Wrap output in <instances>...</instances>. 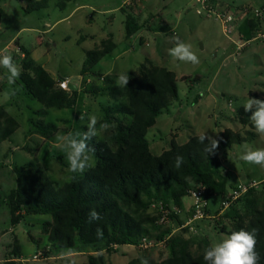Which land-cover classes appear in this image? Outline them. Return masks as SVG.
<instances>
[{
    "label": "rangeland",
    "instance_id": "obj_1",
    "mask_svg": "<svg viewBox=\"0 0 264 264\" xmlns=\"http://www.w3.org/2000/svg\"><path fill=\"white\" fill-rule=\"evenodd\" d=\"M58 1L48 0L46 8L27 13L28 0H0L3 10L0 50L7 49L21 73L22 52L14 44L19 42L51 77L69 80L70 94L78 92L74 108L49 109L48 115L41 118L38 112L44 110L43 105L28 95L20 77L10 83L7 69L0 66V106H4L19 123L15 134L0 144V195L3 198L16 186L15 167L32 162L35 156L57 186L70 181L74 173H84L87 168L82 173L69 170L66 152L58 145L57 135L72 133L79 137L82 128L87 127L90 115L97 117V123L102 120L103 108L110 104V99L100 93L95 95L93 90L104 87L103 78L112 77L116 82L122 72L128 75L137 73L147 59L155 66L174 72L179 91V100L164 111L148 131L147 138L154 155L170 149L173 140L182 145L191 136L201 133L216 138L225 129L240 131L243 135L252 130L239 123L237 111L244 108L252 95L264 98V38L254 40L258 34L264 35V22L259 31L253 32L248 18L242 17L235 32L228 37L219 20L197 14L193 0H149L159 10L152 8L142 12L137 8L139 15L132 8L123 7L125 0H74L65 9L57 6ZM139 1L141 6L144 0ZM217 1L233 11L243 7L259 8L264 4V0ZM134 7L136 9L137 4ZM123 10L137 15L144 28L131 41L125 39L126 13ZM160 26L168 29L161 31ZM110 35L117 44L116 50L83 76L81 71L86 52L97 48ZM174 36L191 45V50L199 58L198 64L174 60L168 55ZM241 38L246 48L238 53L235 42ZM184 77L187 79L183 81ZM198 77L200 79L196 81ZM81 115L84 120L80 119ZM42 120L58 127L50 140L32 133L34 123ZM96 130L97 135L102 136V131ZM173 134L178 136L175 138ZM244 144L264 148V137L257 134L253 141L223 149L221 168L229 177V186L261 181L256 188L261 192L264 189V167L239 158ZM89 157L90 166H93L96 161ZM230 192L229 187L228 194ZM222 200L220 195L208 199L211 215L222 210ZM185 203H191V199L185 198ZM47 220H51L50 215H30L12 228L8 206L0 205V264L9 257L15 243L21 250L22 264H34L32 259L38 252H43L47 260L35 264L86 263L88 256L94 254L90 250L72 257L68 255L82 249L63 252L53 249L42 233ZM193 226L195 231H187V236L200 234L207 237L211 245L227 236L220 232L222 227L231 230V222L219 216L215 220L196 222ZM167 256V249L141 252L135 246H124L118 253H106V260L109 264H130L132 261L143 264Z\"/></svg>",
    "mask_w": 264,
    "mask_h": 264
},
{
    "label": "trees",
    "instance_id": "obj_2",
    "mask_svg": "<svg viewBox=\"0 0 264 264\" xmlns=\"http://www.w3.org/2000/svg\"><path fill=\"white\" fill-rule=\"evenodd\" d=\"M71 1L74 0H59L57 6L65 9ZM47 4L48 0H28L25 11L44 9ZM2 16L0 8V23ZM124 25L127 41L134 40L144 29L138 18L129 12ZM248 25L256 32L261 22L250 19ZM167 29L160 26L161 31ZM14 44L24 55L20 61V80L28 95L43 105L44 110L38 112L41 118L48 115L49 109L74 108L78 92L70 94L60 89V79L51 77L19 42ZM116 48L110 35L97 48L87 51L81 74L89 73ZM129 77L128 86L119 87L114 78L106 77L104 87L93 90L95 95L100 93L110 99V104L103 108V119L96 124L102 136L96 135L88 141L89 147L94 149L88 153L96 161L93 166L82 174L74 173L70 181L57 186L35 156L32 162L15 167L16 186L6 197L0 195V205L8 206L12 228L27 216L50 215L51 220L43 224L42 230L50 245L58 252L76 248L83 252L90 250L94 254L89 255L84 264H109L106 253H118L124 246H137L144 236L161 239L173 231L167 243L168 256L147 264H207L203 257L204 250L211 246L210 240L200 234L187 236L189 230L181 229L192 215L191 211L185 219H181L183 212L179 216L172 215L174 224L163 226L158 223L159 211L152 209V205L163 202L168 208L174 205L182 209L183 199L190 197L189 192L200 184L207 187V200L212 195L225 199L229 187L231 190L235 187L229 186V177L221 168V152L257 137L249 119L251 113L244 108L237 111L239 123L252 128L245 135L232 129L217 134L220 143L215 155H209L205 151L207 142L199 143V135H194L182 145L173 140L170 149L156 156L147 134L158 117L179 100L176 74L147 59L137 73ZM186 79L184 77L183 81ZM251 97L264 99L258 95ZM105 124L107 128L101 127ZM34 126L32 133L45 140L52 139L58 129L55 123L44 120ZM18 129L17 120L0 106V144ZM86 131L87 127H83L82 133ZM177 155L183 157L179 168L175 167ZM93 209L101 218L89 222ZM219 217L231 222V230L222 227L221 233L230 235L240 229L255 233L256 251L261 257L259 264H264V189L261 192L251 189ZM97 229L102 231V236L97 235ZM114 245L118 248L114 249ZM21 256L15 243L2 264H22Z\"/></svg>",
    "mask_w": 264,
    "mask_h": 264
},
{
    "label": "clouds",
    "instance_id": "obj_3",
    "mask_svg": "<svg viewBox=\"0 0 264 264\" xmlns=\"http://www.w3.org/2000/svg\"><path fill=\"white\" fill-rule=\"evenodd\" d=\"M173 47L168 49V55L174 60L181 62H190L198 64V56L191 50V45L185 43L179 36H174ZM0 66L8 71L9 82H14L20 75L17 64L13 57L7 54V49L0 50ZM130 77L128 73L122 72L118 75L116 84L119 87H125L129 84ZM246 112H250L249 117L255 131L258 135L264 137V99L249 97L243 105ZM84 120V116H80ZM97 117L92 114L88 117L87 131L80 133L79 137L72 133L66 135H57L56 140L62 150L66 152V160L69 170L72 172H83L90 167V157L88 153L94 151L89 147L88 141L97 135L96 130ZM107 128L108 125H101ZM201 144L206 143L205 151L209 155H215L220 141L207 133H201L198 136ZM240 159L249 164H256L264 167V148H251L249 145H242ZM183 163V157H175V167L179 168ZM100 214L93 209L89 213V222L99 220ZM97 235L102 236V231L97 229ZM257 239L254 232L245 229L233 231L230 235L223 237L218 243H215L204 250V260L207 264H259L260 254L256 251ZM143 264H147L144 261Z\"/></svg>",
    "mask_w": 264,
    "mask_h": 264
},
{
    "label": "built area",
    "instance_id": "obj_4",
    "mask_svg": "<svg viewBox=\"0 0 264 264\" xmlns=\"http://www.w3.org/2000/svg\"><path fill=\"white\" fill-rule=\"evenodd\" d=\"M196 6V12L200 16H206L207 18H215L222 23L223 33L230 37L236 30V25L242 17L248 18V20L253 19L256 21L264 22V4L259 8L243 7L241 9H236L233 11L228 6H223L217 0H193ZM139 0H125L123 7L132 8L135 10V5L140 3ZM135 13V12H134ZM257 32V31H256ZM259 38H264V35L258 34L254 37V40ZM243 38L235 42L236 50L241 53L245 48L246 44L243 42ZM20 51V50H19ZM22 57L24 55L22 54ZM58 87L66 92H71L70 82L68 79H60L58 81ZM259 182L253 181L246 185H239L232 189L231 192L222 200V210L219 211V215H211L208 212V200L206 199L207 187L200 184L196 188L189 192V196L192 199L191 216L182 225L181 229H188L190 231H195L193 224L207 219H214L217 216H221L224 212L229 210L235 203L245 196L251 189L257 188ZM152 209L159 211V221L158 223L163 226H172L174 221L172 220V215L179 216L182 214V209L177 206L166 207L163 202H157L152 205ZM175 231H173L174 233ZM172 233V234H173ZM168 235L164 238H152L149 236H144L139 241L138 245L135 246L141 252H149L154 249L164 250L167 248V243L171 238ZM114 249L118 246L114 245ZM47 260L44 258L43 252H38L33 256L32 262H42Z\"/></svg>",
    "mask_w": 264,
    "mask_h": 264
},
{
    "label": "crops",
    "instance_id": "obj_5",
    "mask_svg": "<svg viewBox=\"0 0 264 264\" xmlns=\"http://www.w3.org/2000/svg\"><path fill=\"white\" fill-rule=\"evenodd\" d=\"M141 4L140 3H137V7L136 9L133 11L135 12V14L137 13L139 15V13L137 12V8L140 9L142 12L145 11L146 9H152L154 8V10H159L157 5L156 4H152L149 2V0H144L143 4L141 6H139ZM136 17H138L137 15H135ZM261 28V26H260ZM85 79L83 78L82 79V82L84 81ZM178 134H173V137H177ZM151 148H152V145H151ZM166 151L165 149H163V152ZM225 174V173H224ZM255 181V180H254ZM264 181V179L262 180ZM258 182H261V181H258ZM236 185H233V187H235ZM239 186V185H238ZM237 187V186H236ZM187 198V197H186ZM189 199H191L190 197H188ZM191 207H192V199H191V203L189 204H186L185 203V199H183V205H182V210H183V214L181 216V219H185L189 216L190 214V211H191ZM47 221H50V220H47ZM46 221V222H47ZM12 250V249H11ZM75 251V250H73ZM77 251V250H76ZM81 254H86V252H83V251H77V252H73L71 254H69L68 256H72V257H75V256H78V255H81Z\"/></svg>",
    "mask_w": 264,
    "mask_h": 264
},
{
    "label": "water",
    "instance_id": "obj_6",
    "mask_svg": "<svg viewBox=\"0 0 264 264\" xmlns=\"http://www.w3.org/2000/svg\"><path fill=\"white\" fill-rule=\"evenodd\" d=\"M35 264V263H34ZM42 264H44V263H42Z\"/></svg>",
    "mask_w": 264,
    "mask_h": 264
}]
</instances>
